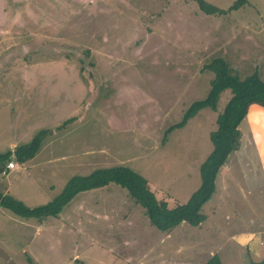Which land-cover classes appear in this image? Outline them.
I'll return each instance as SVG.
<instances>
[{"label": "rangeland", "instance_id": "rangeland-1", "mask_svg": "<svg viewBox=\"0 0 264 264\" xmlns=\"http://www.w3.org/2000/svg\"><path fill=\"white\" fill-rule=\"evenodd\" d=\"M204 1L228 12L207 13L196 0H0V154L49 133L34 158L1 175V193L33 209L74 177L128 167L159 200L187 203L233 97L224 91L216 110L171 130L208 97L215 75L207 67L222 59L240 78L264 76V0L235 10L238 0ZM243 64L255 67L246 77ZM171 81L185 88L163 90ZM249 123L200 225L162 232L111 184L42 221L0 206V264L260 263L264 168ZM247 230L260 233L255 244L241 235Z\"/></svg>", "mask_w": 264, "mask_h": 264}, {"label": "trees", "instance_id": "trees-1", "mask_svg": "<svg viewBox=\"0 0 264 264\" xmlns=\"http://www.w3.org/2000/svg\"><path fill=\"white\" fill-rule=\"evenodd\" d=\"M196 1L201 10L207 13L226 14L228 12V10H219L210 6L204 0ZM247 1L238 0L232 6V10L243 7ZM229 11L231 10L229 9ZM207 69L215 75L208 97L204 101L194 103L185 114L183 121L173 126L171 130L184 127L191 118L205 108L216 110L219 98L224 91L231 90L233 97L217 119V130L211 134L213 150L200 167L201 186L187 203H176L170 206L167 200H159L150 189L148 181L133 169L114 167L97 170L89 176L72 178L63 192L44 206L30 209L22 202L4 195L1 191L0 206L12 210L16 215L33 217L42 221L49 217L57 218L69 202L80 193L115 184L127 190L136 204L141 205L145 210V215L152 226L162 232L168 233L182 223L193 226L200 225L205 220V216L200 212L215 193L219 173L226 165L230 155L240 148L239 127L247 118L250 106L259 105L264 108V81L258 73L247 78H240L230 70L222 59L215 60ZM48 134L47 131H42L30 144L0 154V177L7 164L12 160L24 165L34 158ZM169 199L172 200V198ZM207 264L221 263L214 257ZM257 264H264V258Z\"/></svg>", "mask_w": 264, "mask_h": 264}, {"label": "crops", "instance_id": "crops-1", "mask_svg": "<svg viewBox=\"0 0 264 264\" xmlns=\"http://www.w3.org/2000/svg\"><path fill=\"white\" fill-rule=\"evenodd\" d=\"M257 47L262 51V47L264 48V45H262V44H258L257 43ZM214 48H215V52L217 53V51L220 49L219 47H218V45H214ZM221 51V50H220ZM246 58V57H245ZM247 61V59H243V62H246ZM258 61H261V64H260V67H262L263 66V64H264V59H262V58H260ZM243 65H246L244 68H243V70L245 69V70H247V72L245 71L244 72V77H246V75H249V73H252L253 71H254V69H255V67H253V66H251L250 67V69H249V66L247 65V64H243ZM229 66V65H228ZM230 68V67H229ZM262 69H264V66L262 67ZM231 70V69H230ZM240 73V72H239ZM262 73H263V71H258V75L260 76V78H263L264 76L262 75ZM264 79V78H263ZM162 87V89L163 90H165V91H167V90H170V88H173V89H177V88H181V89H184L185 88V86H184V83L183 82H181V83H179V82H175V81H171V82H165V84L163 85V86H161ZM249 114H248V117H249V124H252L254 121V123L252 124V134H251V136H252V138L255 140V144H254V147L256 148V150L259 152V156H260V160H261V167H263L264 168V108L263 107H261V106H259V105H252V106H250V108H249V112H248ZM256 119V120H255ZM186 126V125H185ZM184 128V127H183ZM175 130H177V129H175ZM211 152H212V150L211 149H208L207 150V153H206V155H210L211 154ZM235 153V152H234ZM205 156V155H204ZM202 157V160H204L205 159V157ZM232 155H230V157H231ZM230 157L228 158V168H226L227 170L226 171H229L230 169H231V165H230ZM208 158V157H207ZM11 162H14L15 163V160H12ZM199 164H201V162H199ZM20 166H22V165H20L19 164V166L17 165V167L19 168ZM17 168V169H18ZM17 169H13V170H9V172L10 171H15V170H17ZM199 170H200V168H199ZM9 172H8V174H9ZM221 173V172H220ZM220 173H219V175H218V178H217V180H216V186H217V183H218V180H219V177L220 178H224V176L223 175H220ZM197 174H198V172H197ZM146 179V178H145ZM147 180V179H146ZM200 186H201V183L199 184V186L196 188L197 190L200 188ZM197 190H194V192H196ZM194 192H192L193 194H194ZM189 194V199H190V197L193 195V194ZM174 199V198H173ZM188 199V200H189ZM182 202V201H181ZM183 204H184V202H182ZM257 212V211H256ZM258 213V212H257ZM245 234H249L250 235V238L249 239H246V240H249V242L250 243H253V244H255L254 242H253V238H255V237H257V235H259L260 233H256L255 232V230H253V231H248L247 230V232L245 231V232H243L241 235L243 236V235H245ZM239 235H236L235 237H238ZM259 245H261V242L260 243H258ZM257 248V247H256ZM252 249H253V247H252ZM259 250V249H258Z\"/></svg>", "mask_w": 264, "mask_h": 264}, {"label": "built area", "instance_id": "built-area-1", "mask_svg": "<svg viewBox=\"0 0 264 264\" xmlns=\"http://www.w3.org/2000/svg\"><path fill=\"white\" fill-rule=\"evenodd\" d=\"M17 167V164L16 163H14V162H9L8 164H7V166H6V169L3 171V175H6L8 172H9V170H13V169H15Z\"/></svg>", "mask_w": 264, "mask_h": 264}, {"label": "clouds", "instance_id": "clouds-1", "mask_svg": "<svg viewBox=\"0 0 264 264\" xmlns=\"http://www.w3.org/2000/svg\"><path fill=\"white\" fill-rule=\"evenodd\" d=\"M3 173V172H2ZM1 175H3V174H1Z\"/></svg>", "mask_w": 264, "mask_h": 264}]
</instances>
